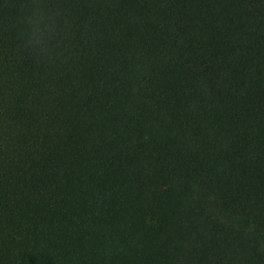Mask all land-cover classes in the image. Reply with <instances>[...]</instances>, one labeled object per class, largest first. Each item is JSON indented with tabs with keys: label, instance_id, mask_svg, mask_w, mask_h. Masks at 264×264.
Listing matches in <instances>:
<instances>
[{
	"label": "trees",
	"instance_id": "1",
	"mask_svg": "<svg viewBox=\"0 0 264 264\" xmlns=\"http://www.w3.org/2000/svg\"><path fill=\"white\" fill-rule=\"evenodd\" d=\"M0 264H264V0H0Z\"/></svg>",
	"mask_w": 264,
	"mask_h": 264
},
{
	"label": "clouds",
	"instance_id": "2",
	"mask_svg": "<svg viewBox=\"0 0 264 264\" xmlns=\"http://www.w3.org/2000/svg\"><path fill=\"white\" fill-rule=\"evenodd\" d=\"M55 15L51 12L46 13L39 7L33 14L29 41L42 52L47 51L49 36L55 30L56 24L53 18Z\"/></svg>",
	"mask_w": 264,
	"mask_h": 264
}]
</instances>
